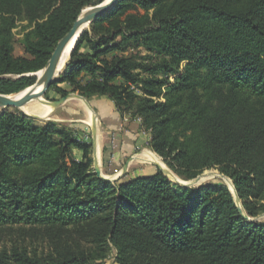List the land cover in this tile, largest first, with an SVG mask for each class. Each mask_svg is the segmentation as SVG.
Here are the masks:
<instances>
[{
  "label": "trees",
  "instance_id": "1",
  "mask_svg": "<svg viewBox=\"0 0 264 264\" xmlns=\"http://www.w3.org/2000/svg\"><path fill=\"white\" fill-rule=\"evenodd\" d=\"M94 1L0 0V93L32 86ZM62 70L51 86L62 96L114 101L177 174L216 168L249 216L264 212V0H118ZM74 129L0 113V264H99L111 246L119 264H264V220H247L222 180L177 187L156 165L99 178ZM5 231L41 233L49 249L1 244Z\"/></svg>",
  "mask_w": 264,
  "mask_h": 264
},
{
  "label": "rangeland",
  "instance_id": "2",
  "mask_svg": "<svg viewBox=\"0 0 264 264\" xmlns=\"http://www.w3.org/2000/svg\"><path fill=\"white\" fill-rule=\"evenodd\" d=\"M103 1H105V0H95L94 3L88 7L98 5V4L102 3ZM26 29H27V21H19L17 23L16 28H14V30H13L14 36H15V54H17V55H26L23 44L21 43V38L23 37V34L25 33ZM87 29H90V26ZM139 55L141 57H143L144 58L143 60H145L146 62L150 61L151 56H153V55H151L150 52L146 51V49H141V51L139 52ZM157 59L153 58L152 62L154 60H157ZM185 64H186V62H183L181 69L184 68ZM32 75H34L36 78L34 83L37 82L36 80H38V72H35ZM158 76L160 78H163L162 73L158 74ZM56 78H58V76ZM171 80L172 81L175 80L174 76L171 77ZM34 83H33V85H34ZM52 84H51V86H52ZM51 86L48 88L46 94L43 96L46 100L56 101V100H59L62 97H64V96H62V94H60L58 92V90L56 89L55 86H53V87H51ZM61 86L66 88L67 90H71V87L67 84H61ZM74 93L79 94L78 92L70 91L67 95L74 94ZM86 99L90 103V105H91L90 107L82 99L70 98L66 101V103H64L62 106H60L58 108H55L53 106V110H52L51 114L49 116L45 117V119L41 118V117L30 116V115L26 114L25 112H23L22 110H20L19 108H16V107H2V106H0V113H2L4 111L15 112L17 114L25 115V116L33 118L35 120V122L38 124H44L45 125L48 122H56L57 124L64 126V127H68V126H72L74 128L76 127V129H74V130L76 132L77 137L83 141L91 142L93 144V136H92L91 126H90L91 120H90V114H89V110H92L94 112V114H96V116L98 117V122H97L98 123V146L100 145L102 148L103 144L107 140L109 143L111 142V144H112L113 138H112V136L107 138V135L104 131V124H103L101 115L103 113L107 112V110L110 109V106L111 107L115 106L114 101L108 99L105 96H101V95H95L92 97L91 100H89L88 98H86ZM116 110H117V108H116ZM117 112L120 114V116H122V118H123V120H125V122H128L130 124H134L136 122L139 126L138 132L142 135L140 142H139V148L137 149V152L134 154V155H137L138 158L134 161V164L132 163L133 167L131 170H134L136 168H140V166H144L145 164H154V162L145 161V160L139 158V155L144 150H149V151H152L156 156H158L164 162L166 167L169 169V171H171L175 175V177H178L177 179H179V180H175V179H172V177L170 175L164 173L172 181V183L174 185H176L177 187L197 188L198 186H200L201 184L206 183V182L222 180L224 183H226L228 185V187L230 188V190L233 193V190H232L233 186L231 187V185H230V182L233 183V180L226 175L225 176L228 177V179L218 176L217 173H221V172L216 168H209V169H206L203 171V172H215L216 173L215 176H210L209 178H206L202 183H199V184L187 185L186 183H188L191 180H193L194 178H196L199 174L196 177L191 178V179H187V178L182 177L179 174H177L167 164V162L164 160V158L152 149V147H151L152 134H151L150 130L146 129L143 126L142 118L139 116H136V117L133 116L131 111H126L123 113V115H121L122 113L119 112L118 110H117ZM78 155H79V153H77L76 155L74 153V156L76 158ZM92 156L94 158V147H93ZM81 158H82V156L80 157V159ZM92 167L95 171L94 161H93ZM102 172L105 176H107L108 178H110V180L113 181L114 177L112 175L108 174V172L104 171L103 168H102ZM233 195H234V193H233ZM235 200H236V198H235ZM236 204L239 208L240 204H242V200L241 199H240V201L236 200ZM242 206H243V204H242ZM251 218L252 219L259 218V219L254 220V221L264 220V212L259 214L258 216L251 217ZM1 238L3 240V241H1V244L7 243L10 245V244H12V242L16 241L19 243L27 244L30 250L32 248L33 249L36 248L37 251L43 252V251H48V249H49L48 248L49 247V241L47 240V238L43 234L38 233L36 231H31V232L26 231L23 233L20 231H14L12 233L5 231V232H3V235L1 236ZM99 264H119L117 261V250L115 248H113V246H111V248L107 254V257L104 260H102Z\"/></svg>",
  "mask_w": 264,
  "mask_h": 264
},
{
  "label": "water",
  "instance_id": "3",
  "mask_svg": "<svg viewBox=\"0 0 264 264\" xmlns=\"http://www.w3.org/2000/svg\"><path fill=\"white\" fill-rule=\"evenodd\" d=\"M118 3V0H105L102 3L92 6V7H87L86 9H84L80 16L78 17V19L76 20V22L74 23L72 29L58 42L56 48L54 49V52L52 53V56L49 60V62L47 63V65L42 69L44 70V75H45V85L44 87L39 91V92H31L28 93L26 96H24L21 99H12L9 97L10 94H3L0 93V106L2 107H16V108H21L22 106L28 104L29 102H31L32 100H34L37 97L40 96H44L48 90V88L51 86V84L55 81L56 79V75H57V68H58V64L60 61V58L64 52V50L66 49L67 45L69 44V42L73 39V37L76 35L77 31L79 30L80 26L83 23H88V25L90 26L91 22H93L96 18H98L100 15L106 13L107 11H109L110 9H112L116 4ZM13 94V93H12ZM70 98H79L84 100L88 106L90 107V103L88 102V100L86 99V97L74 93V94H69L67 96L62 97L59 100L56 101H48L46 100V103L48 105H52L55 108H58L60 106H62L64 103H66V101ZM27 114V113H26ZM29 115V114H28ZM33 117H37L34 115H30ZM98 117L96 116V114H94V121L93 123L90 124L91 126V131H92V136H93V147H94V164H95V172L97 174V176L99 178H103V179H108L110 180V178H108L107 176H105L102 172V168L100 165V161L98 159V155H97V149H98ZM134 156H132L127 163L125 164L123 171L121 173V175L119 177H121L122 175H124L128 168L130 163L134 160ZM155 165H157L164 173L169 174L168 170H166L162 165H160L159 163H154ZM218 176L222 177V178H227L224 174L222 173H217ZM171 176V175H170ZM210 172H203L201 174H199L196 178H194L193 180H191L190 182L186 183L187 185H194V184H199L202 183L206 178L210 177ZM119 177L114 178L113 180H117ZM172 177V176H171ZM172 179H175L172 177ZM180 182V181H179ZM182 183V182H181ZM233 193L235 195L236 200L240 201V197L238 195V192L233 184ZM239 209L241 211V213L244 215V217L249 220V221H254L257 220L259 218H254L252 219L244 210L242 204H240Z\"/></svg>",
  "mask_w": 264,
  "mask_h": 264
},
{
  "label": "crops",
  "instance_id": "4",
  "mask_svg": "<svg viewBox=\"0 0 264 264\" xmlns=\"http://www.w3.org/2000/svg\"><path fill=\"white\" fill-rule=\"evenodd\" d=\"M104 131L108 137L113 138V143H109L108 140L103 144V147L98 146L97 155L100 161L101 168L108 174L112 175L114 178L119 177L123 171V168L127 161L134 156V160L130 163L129 168L126 173L130 175H139L142 174L145 166L154 165V164H145L131 170L134 164V161L138 158L137 155H134L139 148V142L141 139V134L138 132V124H130L123 120L122 116L117 112L116 107L110 106V109L107 112L101 115ZM76 128V127H75ZM116 131V132H115ZM113 134V135H112ZM110 139V138H109ZM107 147L108 152L104 155V148ZM75 155L78 159L82 156V151L79 149L74 150ZM106 156V158H105ZM133 163V164H132Z\"/></svg>",
  "mask_w": 264,
  "mask_h": 264
},
{
  "label": "bare ground",
  "instance_id": "5",
  "mask_svg": "<svg viewBox=\"0 0 264 264\" xmlns=\"http://www.w3.org/2000/svg\"><path fill=\"white\" fill-rule=\"evenodd\" d=\"M87 28H89L88 23H83L79 30L77 31L76 35L73 37V39L69 42V44L67 45L66 49L64 50L59 64H58V68H57V75L56 77L61 73V71H63L62 69L64 68L65 64L68 62L72 50L74 49L77 40L79 39L80 35L83 33L84 30H86ZM44 70H40L38 72V80L37 82L33 85V86H29L28 88L18 92V93H13L10 94L9 97L12 99H21L24 96H26L28 93L31 92H39L45 85V75H44ZM84 101V100H83ZM20 110H22L23 112L29 114V115H34L37 117H41L44 118L49 116L53 110V106L52 105H48L46 103V99L43 96L37 97L34 100H32L31 102H29L28 104L22 106L20 108ZM89 114H90V120L91 123H93L94 121V112L92 110H89ZM89 116V115H88ZM98 153V152H97ZM139 158L145 160V161H150V162H154V163H159L160 165H162L166 170H168L169 174L175 178V180H179L177 179L178 177H175V175L169 171V169L166 167V165L164 164V162L158 157L156 156L152 151L149 150H144L140 155ZM211 176H215L216 173L215 172H210ZM209 178V177H208ZM229 181V180H228ZM233 183L230 182L231 187Z\"/></svg>",
  "mask_w": 264,
  "mask_h": 264
}]
</instances>
